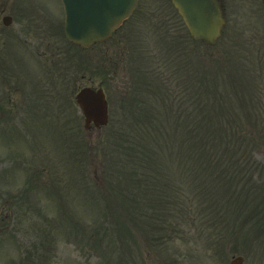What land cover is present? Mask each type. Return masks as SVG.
I'll use <instances>...</instances> for the list:
<instances>
[{
    "label": "rangeland",
    "instance_id": "rangeland-1",
    "mask_svg": "<svg viewBox=\"0 0 264 264\" xmlns=\"http://www.w3.org/2000/svg\"><path fill=\"white\" fill-rule=\"evenodd\" d=\"M146 6L150 11H156L157 9H161L164 11V14L168 15L170 18L171 23H175V25H178V20L174 13L172 11H169L167 7L162 2L163 0H144ZM236 8V9H235ZM235 8L232 9L230 12V30L229 33L234 32V36L241 35L240 41L238 45V49H235V52L231 54V60L233 62H238L240 60L239 54L241 53V45L244 43L245 37L244 35H247L246 32H249V30H245L242 26L244 23V19L239 17V15H245L243 10H239V6H235ZM244 10L245 5H243ZM162 11V14H163ZM247 15L246 18H248V11H246ZM250 18V17H249ZM232 40L233 38H229ZM224 42L223 41L219 44L218 50L223 51L224 50ZM227 43V42H226ZM147 48H152L158 50L159 47L155 45L154 41L150 40V37L147 38V41L143 43L140 47V52L142 54H145ZM254 49L253 46H249V50L254 53L252 50ZM107 51V50H105ZM264 52V51H262ZM104 55V54H103ZM107 57L111 58L113 57L112 54H107ZM104 55V56H106ZM86 56V55H85ZM89 56H92L90 54ZM103 56V57H104ZM220 56V55H219ZM244 56V55H243ZM87 57V56H86ZM147 58V56L144 57V59ZM109 61H111L109 59ZM210 66L214 65L215 67H212L213 70H217V67L221 69L222 65H215L214 61L211 59L209 60ZM110 63V62H108ZM222 66V67H221ZM232 66L237 69L245 70L248 68L247 65H227ZM108 66L102 67L101 73L97 74L98 69L93 68L90 73V79L93 80L95 83L99 84L100 81H104L105 87L109 89V93L111 95L112 100L116 99V93L120 94L121 96L130 95L131 90L127 83L126 77H124V80L121 81H114V84L110 81L108 76H105L104 71L107 69ZM253 65H250V68H252ZM210 67H207V70H209ZM238 71V70H237ZM264 73V68L260 70ZM80 77L82 75H79ZM241 78L244 79L245 75L241 73ZM249 76V72H247V77ZM250 79H256L258 80L255 75H251L248 77V80ZM197 87L207 86L205 82H198L197 81ZM123 87L119 88L120 86ZM114 85L116 87H114ZM118 90V91H117ZM72 92V87H71ZM229 90H225L221 88V90H218L219 94H225L229 93ZM147 94L150 96L148 97ZM259 96L264 98V91L258 93ZM145 95V98H151L152 95L147 92L145 94L140 93L139 96ZM207 94L205 93L203 95V98H205ZM71 104L73 101H69ZM200 102V103H199ZM199 102L197 101L198 107L204 108L206 107L207 116L208 117V111L217 103L219 102L217 98L209 97L207 100L199 99ZM250 102V101H248ZM159 104V103H158ZM123 105L125 106L126 110L121 108L117 112V115L115 119H120L123 116H127L130 121H124L119 120V124L115 128H108L105 130V133H90L86 134L83 130V135L85 141H84V148L81 149V158L80 161L76 160V164L71 161V168H59L57 165L54 166L53 163L50 162L51 158L54 157L53 154H55V145H54V139H52V134H44L47 133V130L50 126H54V128H59L58 123H56L57 119L62 120V113L61 111L59 113L48 111V115H52V117H48L45 113H43L47 118H34L33 115H30L27 117V120L23 121V124L26 125V129L23 132H20L22 134H19V132L14 133H5L0 131V155H4V151L7 152L6 149H11L13 155L19 156L20 153H27L28 155L34 156L32 157L35 160V157H38L39 160L42 159V157L48 158V160H41L37 162L33 167H25L24 168H15L13 167V159H10L6 161L5 165H3V171L0 172V232L7 236H2L5 240V243L3 245H0V264H3V262L10 261L9 259L17 260V258H26L27 262L24 264H80L73 256L74 254H79L77 252V249L73 247L72 250L69 246L66 245L65 240L66 238L65 233L73 231V227H76L77 225H87L83 226L87 230H85V234L87 232H96L98 228V223L102 225H105L102 227V230H104L106 227L110 226L111 223L106 224V219L101 218L99 219V216H102V212H100L98 215L95 214L94 211H96L95 206H91L92 201L90 202L89 199L85 197L86 195H91L90 190L94 188V186L97 184L99 187L103 186L105 188V181L102 177L103 175V161L108 162L107 168L110 172L114 171L117 166V160L113 153L118 152V148L121 145V143H132L136 144L139 140H143V136H145L149 140V146L151 149H153V137L157 136L158 133L156 130H161L165 132H170V137L173 138V142L181 141L182 134L184 133H178L174 131H170L172 127H174V119L170 118L166 115V108L168 107L167 104H159L162 106H165L166 108H163L162 106L152 105L149 106V108L143 109L142 107H137L132 110L129 108L126 103L124 102ZM73 110L75 105L73 104ZM255 106V105H254ZM264 107V105H263ZM255 108V107H254ZM253 108V109H254ZM72 107H66L64 113L67 117L70 116V119L73 118L74 114L72 112ZM182 115L177 118L176 120H181V118H185L187 114L190 115V112L187 111V106L184 104L182 106ZM247 109V107H245ZM71 110V111H70ZM216 110V109H215ZM214 110V111H215ZM219 111H223V108H218ZM134 113H139L138 117L134 116ZM188 115V116H189ZM232 115V113H230ZM35 116H39L38 114H35ZM223 120H232V118H227L226 116L222 118ZM50 120V122H49ZM235 120V119H233ZM206 119H204V122ZM53 123V125H52ZM242 123H246V121H243ZM182 125H184L185 130L184 131H190L191 129L189 126L184 123V119H182ZM204 125V124H202ZM157 126H160V129H156ZM205 126V125H204ZM209 126H216L212 123H209ZM155 127V128H154ZM207 128V125L205 126ZM204 127V128H205ZM152 129H156L155 131L151 132V136H149L148 132L149 130L152 131ZM35 132V133H32ZM59 131V130H55ZM198 131V129H197ZM207 131H210V128H207ZM65 132L67 136L70 138L74 136L71 132ZM31 133V134H28ZM202 134L200 137L202 140H205L208 138V135L200 130V133L196 132L194 135L198 136ZM5 135L8 136V143H5ZM64 135L62 138H66L67 136ZM205 135V136H203ZM134 137V141L132 138ZM218 135H214L213 138H218ZM7 142V141H6ZM43 142V143H42ZM39 143V144H38ZM85 143H86V149H85ZM58 144L61 145V141H58ZM92 147V151L90 152L87 150V147ZM180 144H177L176 147H179ZM146 146V145H145ZM163 154V153H162ZM104 155V156H103ZM154 156V151L152 155H150L149 159H151ZM162 156V155H161ZM107 158V159H105ZM261 163H264V156L260 154L257 158ZM148 161L147 159L145 162ZM78 164V168H76ZM53 169H52V166ZM60 166V165H59ZM264 167V165H262ZM57 169L58 171L54 172V170ZM58 173V174H55ZM56 175H61L56 176ZM55 176V177H54ZM33 180L34 182V188L26 182ZM184 183H188L187 180H182ZM26 184L29 187V197L26 200L24 199V196H22L21 199H18L19 197V188ZM183 185V184H182ZM61 187L63 189V193H60V196L58 198V194L54 195L52 192L53 188L55 187ZM4 195L1 197V193L3 190H5ZM99 192V191H96ZM24 199V200H23ZM25 201V202H24ZM61 213L64 214V216H61V220L56 219L61 215ZM42 215H48V225L49 228H53V236L51 242L48 244V248L46 249V246L44 243H47V240L45 238H37V235H29L30 233H34L35 231H41L43 232L44 229L43 226H47V224L44 222ZM66 218V219H65ZM20 227V230H19ZM134 227V226H133ZM155 232H158L159 234H154L152 236H149V238H155L158 235L161 237H165V232L159 231L157 227L154 228ZM21 231V232H20ZM20 232V238H15L17 233ZM124 233V231H123ZM127 233V232H125ZM46 235L47 233H41V235ZM235 235L237 238H234L231 240L232 249L229 248V254L226 256V250L223 251L220 255H210V252L207 251L203 255V262L206 264H229V261L231 259V255L236 254L237 251H239V248H245V249H253L252 246V237L250 235H240L239 232H235ZM125 236V234H124ZM7 237V238H6ZM18 237V236H17ZM84 237H89L88 234ZM108 238H110V235H107ZM126 238H130L129 236H125ZM6 238V239H5ZM74 236H72V239ZM131 238H137L138 243H147V237L144 235V231L141 230V234H139L138 229L136 231L134 230V235H131ZM99 239V238H98ZM100 240V239H99ZM39 242V243H38ZM136 244V242H134ZM78 249L82 250L81 254L85 255V260L89 261L90 264H113V259L104 254L102 251H105L106 247L104 246L100 253V248L97 246H93V248L87 246L83 242L80 243L76 241L74 243ZM179 246V245H178ZM177 248L175 250H185V248ZM143 253L145 257V253L147 250L145 249V246H143ZM174 250V249H173ZM172 250V251H173ZM114 252V259H119L121 256L127 255V252L125 249L122 250V253H119L116 250H110L109 254ZM169 251H160L164 252L167 255L171 256L172 252ZM176 252V251H174ZM151 253L150 260L146 259L143 261L141 259L142 255L141 252L138 251V255L140 256L138 259H133V264H153L158 260H162V257L159 256L160 254L156 251ZM166 259V264H172L171 259ZM25 255V256H24ZM73 255V256H72ZM3 256H5V260H3ZM250 259L248 261V264H260L259 260H256V256L254 253H250ZM199 258L200 255H195V258ZM8 259V261H7ZM126 259V258H124ZM175 264H177L175 262ZM194 264H199V261L194 262Z\"/></svg>",
    "mask_w": 264,
    "mask_h": 264
},
{
    "label": "water",
    "instance_id": "water-1",
    "mask_svg": "<svg viewBox=\"0 0 264 264\" xmlns=\"http://www.w3.org/2000/svg\"><path fill=\"white\" fill-rule=\"evenodd\" d=\"M130 1L132 0H129L128 2ZM172 1L179 8L186 23L197 36L203 37V32L208 31V29L209 31L213 30V32L216 35L219 33L220 22H218L217 14L219 16L220 14L219 12L216 11V4L214 1H211V0H172ZM124 3L125 2L121 3L119 7H121ZM117 8L118 7L114 9H117ZM103 12L108 13L107 8H103ZM206 12H208L209 14H206ZM101 14H102V11H101ZM113 14H116V16H119L118 13H113ZM206 21L208 22L207 26L205 24ZM89 25H91L92 29H96L98 33L107 32L104 26V21L100 23H92L91 21H88L84 26L85 31L80 32V33H74V34L70 32L71 38L75 39L76 41H83V42L88 41L89 38L87 37V32L89 31L88 29ZM216 35L213 38H215ZM94 97L99 98L101 97V95H97V96L94 95ZM81 102L84 105L88 114H91L94 112L92 109L95 108V105L93 104V102L89 100V96L87 93H84L82 95ZM102 107L103 106H100V109H102Z\"/></svg>",
    "mask_w": 264,
    "mask_h": 264
},
{
    "label": "flooded vegetation",
    "instance_id": "flooded-vegetation-1",
    "mask_svg": "<svg viewBox=\"0 0 264 264\" xmlns=\"http://www.w3.org/2000/svg\"><path fill=\"white\" fill-rule=\"evenodd\" d=\"M2 10H6L5 8H3Z\"/></svg>",
    "mask_w": 264,
    "mask_h": 264
}]
</instances>
